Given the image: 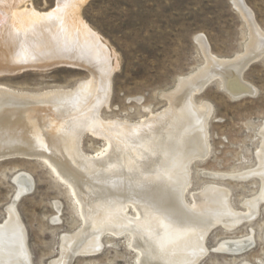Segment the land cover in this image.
<instances>
[{
  "label": "bare ground",
  "instance_id": "bare-ground-1",
  "mask_svg": "<svg viewBox=\"0 0 264 264\" xmlns=\"http://www.w3.org/2000/svg\"><path fill=\"white\" fill-rule=\"evenodd\" d=\"M24 1L0 0V4H7L11 11L17 12L16 6ZM87 1L58 0L57 10L42 17L24 12L18 29L7 28L2 33L5 49L0 50V72H5L1 69L11 59L20 63L51 56L56 61L50 66L90 69L96 84L89 83L90 88L85 85L78 93L42 96L0 85V159L14 156L40 159L67 188L76 212L80 211V230L72 235L63 234L61 256L52 264H72L76 257L98 255L104 248L102 238L107 235L125 237L128 248L137 254L136 264H196L209 252L205 241L214 226L222 224L232 231L242 222L258 217L264 203V124L259 130L257 168L233 176L257 177L263 183L261 193L244 203L248 213H236L230 207V193L223 187L208 188L195 196L194 206L188 205L184 199L189 186L188 167L194 158L209 153L207 119L211 109L194 104L192 93L196 89L193 86L190 94L185 90L186 85L194 83L186 81L176 95L169 96L171 110L162 117L135 127L101 122L97 111L107 98L112 76L107 51L86 25L71 21L67 15L70 10L72 16ZM234 1L252 21L242 0ZM250 27L252 43L246 58L212 60L211 66L209 63V71L221 75L222 86L234 98L253 91L241 79L245 61L264 55V35L254 24ZM93 91L98 94L91 99ZM78 98L83 102L75 103L82 110L67 113L63 119L58 114L61 108L73 105ZM92 127L96 128L92 130L94 134L106 138L109 147L107 153L104 151L97 157L86 156L79 146L83 130ZM13 180L16 196L6 221L0 224V264H33L28 232L15 205L34 190L35 183L25 172ZM254 243L251 233L247 237L224 239L212 251L239 255L249 251Z\"/></svg>",
  "mask_w": 264,
  "mask_h": 264
},
{
  "label": "rangeland",
  "instance_id": "rangeland-1",
  "mask_svg": "<svg viewBox=\"0 0 264 264\" xmlns=\"http://www.w3.org/2000/svg\"><path fill=\"white\" fill-rule=\"evenodd\" d=\"M242 2L253 22L234 0H88L73 11L72 16H69L70 10L67 15L71 21L86 25L107 51L112 76L106 102H102L97 111L101 122L139 126L162 117L171 110L170 97L179 92L182 83H194L185 86L186 93L195 88L194 104L211 109L207 119L209 153L189 163V186L184 199L194 206L197 194L201 195L208 188H224L230 193V207L236 213L247 214L244 203L261 193L263 183L257 177L236 179L233 176L258 166L259 130L264 124V55L245 61L247 66L241 79L253 91L241 98L230 95L222 86L221 75L209 71L212 60L234 61L247 57L252 43L251 25L264 35V0ZM1 4V51L5 49L2 33L7 28L18 29L23 23L24 12L42 17L58 8V0H26L16 6L17 12ZM55 59L45 56L20 63L11 59L12 62L4 63L7 68L11 67L1 69L5 72H0V85L23 94L42 96L78 93L85 85L90 88L89 83L96 84L92 71L85 67L59 65L48 70L37 69L47 68ZM22 64L30 69L14 74ZM99 75L97 73L96 78L99 79ZM92 94L91 99L98 91ZM81 101L78 98L73 105L63 106L58 114L66 119L65 115L82 110L81 105L75 103ZM90 129L83 130L79 146L86 156L97 157L109 147L106 138L93 133L95 127ZM23 172L32 176L35 187L15 207L28 232L32 263L52 264L61 256L63 234L72 235L80 230L81 214L74 209L67 188L40 159L14 156L0 159V224L6 221L9 206L16 196L13 179ZM57 218L59 221H54ZM251 233L254 246L243 254L212 251L224 239L247 237ZM205 242L209 252L196 264H241L245 261L264 264V203L255 219L242 222L232 231L218 224L211 229ZM102 243L104 248L98 255L76 257L72 264L137 263V254L128 248L125 237L107 235Z\"/></svg>",
  "mask_w": 264,
  "mask_h": 264
},
{
  "label": "water",
  "instance_id": "water-1",
  "mask_svg": "<svg viewBox=\"0 0 264 264\" xmlns=\"http://www.w3.org/2000/svg\"><path fill=\"white\" fill-rule=\"evenodd\" d=\"M57 66V65H56ZM56 66H50V67H48V68H44V69H41V68H37V69H40V70H48V69H52V68H54V67H56ZM16 68V67H15ZM14 68V69H15ZM30 68V67H29ZM28 67L26 68H23V66L22 67H19V68H16V70H14L15 71V73L14 74H16V73H18V72H21V71H23V70H26V69H29ZM32 68V67H31ZM240 96H242V95H239L237 98H240Z\"/></svg>",
  "mask_w": 264,
  "mask_h": 264
}]
</instances>
